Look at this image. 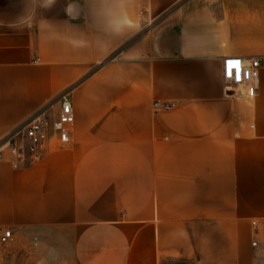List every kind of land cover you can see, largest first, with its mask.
I'll return each instance as SVG.
<instances>
[{
	"label": "crops",
	"instance_id": "1",
	"mask_svg": "<svg viewBox=\"0 0 264 264\" xmlns=\"http://www.w3.org/2000/svg\"><path fill=\"white\" fill-rule=\"evenodd\" d=\"M63 93L70 145L0 162V264H264V0H0V140Z\"/></svg>",
	"mask_w": 264,
	"mask_h": 264
},
{
	"label": "built area",
	"instance_id": "2",
	"mask_svg": "<svg viewBox=\"0 0 264 264\" xmlns=\"http://www.w3.org/2000/svg\"><path fill=\"white\" fill-rule=\"evenodd\" d=\"M260 67V58H225L222 64L224 91L232 97L254 100L259 92ZM56 103L59 105L56 117H52L50 113L55 105L53 103L36 112L33 117L19 124L7 137L0 140V162L9 161L14 168L19 169L27 164H37L49 152L70 145L75 122L70 95L61 94ZM167 109L169 106L159 101L153 105L156 114ZM13 239L11 229L0 228V246L7 245ZM255 245L256 243H253V246Z\"/></svg>",
	"mask_w": 264,
	"mask_h": 264
}]
</instances>
